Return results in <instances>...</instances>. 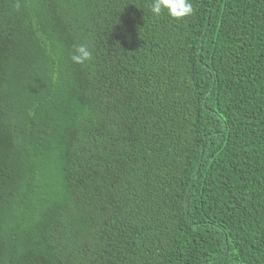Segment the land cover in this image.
<instances>
[{
  "label": "trees",
  "instance_id": "1",
  "mask_svg": "<svg viewBox=\"0 0 264 264\" xmlns=\"http://www.w3.org/2000/svg\"><path fill=\"white\" fill-rule=\"evenodd\" d=\"M151 2L0 0V264H264V0Z\"/></svg>",
  "mask_w": 264,
  "mask_h": 264
},
{
  "label": "clouds",
  "instance_id": "2",
  "mask_svg": "<svg viewBox=\"0 0 264 264\" xmlns=\"http://www.w3.org/2000/svg\"><path fill=\"white\" fill-rule=\"evenodd\" d=\"M150 11L156 17H160L165 13L174 19H180L190 16L194 9L191 0H152ZM93 59V51L89 43L84 42L75 46L74 52L71 54V60L75 64H84L91 62Z\"/></svg>",
  "mask_w": 264,
  "mask_h": 264
}]
</instances>
